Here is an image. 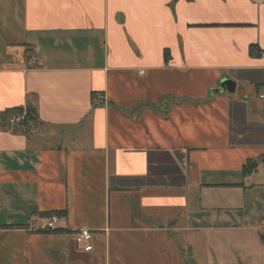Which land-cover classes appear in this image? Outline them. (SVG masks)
Masks as SVG:
<instances>
[{
	"label": "crops",
	"instance_id": "1",
	"mask_svg": "<svg viewBox=\"0 0 264 264\" xmlns=\"http://www.w3.org/2000/svg\"><path fill=\"white\" fill-rule=\"evenodd\" d=\"M222 80L264 100V0H0V264H194L182 232L261 188L264 108Z\"/></svg>",
	"mask_w": 264,
	"mask_h": 264
},
{
	"label": "rangeland",
	"instance_id": "2",
	"mask_svg": "<svg viewBox=\"0 0 264 264\" xmlns=\"http://www.w3.org/2000/svg\"><path fill=\"white\" fill-rule=\"evenodd\" d=\"M242 91L249 96V103L254 101L258 109L264 108V100L256 97L253 87L247 88L244 84H238L236 92L233 94L241 96ZM260 93L264 95V88H261ZM261 118L264 121L262 113ZM263 163L259 165L252 177L244 180L246 188L247 186L261 188L255 190L248 188L245 194L241 190V192L239 191L240 197L238 194H234V197L239 199L235 205L231 206H235V209L221 212L220 215L224 214L223 221L220 217L218 221L210 220V224L215 223L216 226L221 227H199L193 228L189 232H182V245L184 248L191 249V259L194 264H264V245L260 243V236L264 235ZM225 204L229 205L224 202ZM50 218L48 216L43 219L45 225ZM62 220L63 217L60 216L57 226L61 224ZM217 223H221V225H217ZM226 224L227 226H224ZM48 232L54 233L55 230ZM102 238L101 246L104 250L105 235ZM102 261L104 264L106 263L103 256ZM189 263H191L190 259ZM97 264H101V261H98Z\"/></svg>",
	"mask_w": 264,
	"mask_h": 264
},
{
	"label": "built area",
	"instance_id": "3",
	"mask_svg": "<svg viewBox=\"0 0 264 264\" xmlns=\"http://www.w3.org/2000/svg\"><path fill=\"white\" fill-rule=\"evenodd\" d=\"M24 119H25L24 113L9 115L7 125L12 129L15 127H20L23 125ZM50 217H51L50 220L46 223V230L57 231L58 229L57 224L60 220V216L53 214L50 215ZM73 235H74L75 245L79 250L85 253H89L93 250V245H92L94 239L93 231H91L88 228H80V229H75L73 231Z\"/></svg>",
	"mask_w": 264,
	"mask_h": 264
},
{
	"label": "trees",
	"instance_id": "4",
	"mask_svg": "<svg viewBox=\"0 0 264 264\" xmlns=\"http://www.w3.org/2000/svg\"><path fill=\"white\" fill-rule=\"evenodd\" d=\"M20 113H25V119H24V123L22 126H25L29 121H35L37 119V115H36V111L33 107H28L26 109H15L13 111H11L10 113H8L9 115L12 114H20ZM21 127V126H20ZM18 128V127H16ZM258 162L254 161V160H249L247 161V164L243 167V175L247 176L250 175L257 167ZM59 215V214H57ZM60 216V215H59ZM260 241L262 244H264V235L260 236Z\"/></svg>",
	"mask_w": 264,
	"mask_h": 264
},
{
	"label": "water",
	"instance_id": "5",
	"mask_svg": "<svg viewBox=\"0 0 264 264\" xmlns=\"http://www.w3.org/2000/svg\"><path fill=\"white\" fill-rule=\"evenodd\" d=\"M219 88L222 92L233 94L235 92L236 85L230 80H222L220 82Z\"/></svg>",
	"mask_w": 264,
	"mask_h": 264
}]
</instances>
